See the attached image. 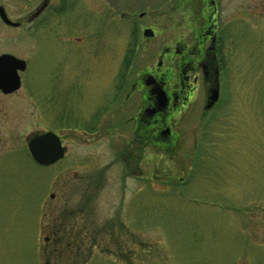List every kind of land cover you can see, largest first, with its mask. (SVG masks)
<instances>
[{"label": "rangeland", "instance_id": "rangeland-1", "mask_svg": "<svg viewBox=\"0 0 264 264\" xmlns=\"http://www.w3.org/2000/svg\"><path fill=\"white\" fill-rule=\"evenodd\" d=\"M0 1L24 19L0 21V53L27 63L0 92V264H264V0H216L217 102L197 88L160 124L172 139L146 126L140 148L131 83L198 29L205 1L148 0L131 24L122 0L112 18L80 0L31 32L26 0ZM46 130L66 154L40 165L27 142Z\"/></svg>", "mask_w": 264, "mask_h": 264}, {"label": "flooded vegetation", "instance_id": "flooded-vegetation-1", "mask_svg": "<svg viewBox=\"0 0 264 264\" xmlns=\"http://www.w3.org/2000/svg\"><path fill=\"white\" fill-rule=\"evenodd\" d=\"M119 1L103 0L104 15L112 18L114 4ZM122 1H124V8L120 15L131 24L137 22L138 18L147 13L146 10L136 11V9L140 5H145L148 0ZM190 1L192 2V0ZM200 1H205V7L202 8L203 10L200 13L203 22L198 29L190 30L184 43L176 40L173 45L164 47L163 51L158 53L160 57L157 62L143 67L138 77L131 83V92L141 91L139 95L140 103L128 119L132 122L130 130L133 134H136L135 140L139 145L138 148L141 145L143 146L146 126L157 130L153 133V136H163L166 140L172 139L171 127H161L160 124L164 123L167 118L170 119L175 116V114L182 111V108L191 103L197 88L203 87L205 90L203 97L204 109L212 108L218 100L217 97L215 99L211 98L214 90L217 91L218 95V53L219 48L222 47L219 45L220 35L217 32V3L216 0ZM80 3V0H26L25 7L27 9L23 16L29 25L28 31L33 30L32 23L35 21H45L50 17H59L65 14L66 11L71 12L75 7H79ZM18 16L20 15H15L14 10L6 8L4 3L0 1V21L3 24L12 28L21 27V22L24 19L21 20V17L19 19ZM147 29L150 30L151 28L144 27L143 35L144 30ZM152 32L153 35L148 37L149 39L155 36L153 30ZM3 53L12 54L6 51L0 54ZM172 62H174L173 66L171 65ZM175 71L176 74H174ZM0 92L6 94L1 89ZM11 92H8V94ZM129 95L130 93L127 94L128 97ZM96 125L97 121L94 117L89 128L92 134L95 133V128H98ZM103 132L107 133L105 130ZM63 147V156H65L66 147L64 145Z\"/></svg>", "mask_w": 264, "mask_h": 264}, {"label": "water", "instance_id": "water-1", "mask_svg": "<svg viewBox=\"0 0 264 264\" xmlns=\"http://www.w3.org/2000/svg\"><path fill=\"white\" fill-rule=\"evenodd\" d=\"M145 36L152 35V31H144ZM26 67L23 59L11 54L0 55V89L4 93L16 90L20 86L18 70ZM217 97V91L212 92V99ZM27 148L32 158L41 165H49L61 158L64 154V147L59 136L50 130L35 134L28 139Z\"/></svg>", "mask_w": 264, "mask_h": 264}]
</instances>
